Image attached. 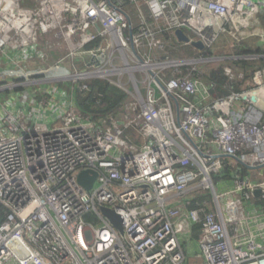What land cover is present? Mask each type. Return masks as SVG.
<instances>
[{"label": "built area", "instance_id": "obj_1", "mask_svg": "<svg viewBox=\"0 0 264 264\" xmlns=\"http://www.w3.org/2000/svg\"><path fill=\"white\" fill-rule=\"evenodd\" d=\"M132 1L153 21L110 0H0V264H264L245 206L264 197V62L247 81L232 64L264 61L246 42L264 0ZM182 46L195 52L168 53ZM219 65L241 90L212 95L202 75ZM94 79L126 94L119 114L80 110ZM203 192L212 205L191 208Z\"/></svg>", "mask_w": 264, "mask_h": 264}, {"label": "trees", "instance_id": "obj_2", "mask_svg": "<svg viewBox=\"0 0 264 264\" xmlns=\"http://www.w3.org/2000/svg\"><path fill=\"white\" fill-rule=\"evenodd\" d=\"M261 50L256 49H247L243 50L242 53L244 55L247 54H254V53H261ZM260 60H244L239 59L232 61V64L236 67L238 66L240 69L242 68L245 72L246 79H250L252 77V72L255 68L262 66L258 64ZM202 77L209 81L214 87L211 90V93L214 97L218 96H226L230 94V88L233 87L235 90H241L242 82L230 80L228 76L224 74L223 66L219 65L217 68L211 70L209 74H204ZM126 99V94L116 86L111 85L110 83L94 79L89 84V89L84 91L77 92V104L80 110L83 113L93 115L94 118H106L117 115L120 113L122 109V104ZM126 135L128 136L127 139L132 142H136L137 144L140 143V138H137L135 132L127 131ZM226 164H228L226 162ZM240 171L243 175L246 174V169L244 167L238 166ZM231 167L227 166L226 169L223 171V174L217 175L215 177L216 180H229L231 171ZM229 178V179H228ZM206 200L207 204L204 206L205 208L209 209V206L212 205L210 196L207 193H199L198 197H196L191 202V208L199 207L202 205V201ZM205 205V204H204ZM92 218V215L87 216V219ZM198 229L196 228L195 236H198Z\"/></svg>", "mask_w": 264, "mask_h": 264}, {"label": "crops", "instance_id": "obj_3", "mask_svg": "<svg viewBox=\"0 0 264 264\" xmlns=\"http://www.w3.org/2000/svg\"><path fill=\"white\" fill-rule=\"evenodd\" d=\"M110 1L113 4L120 5L122 7V9L129 15L130 20H131L133 25L142 23L143 21L147 22V20L153 21V19H154L153 13L147 4L135 3L132 0H110ZM256 19H257L256 20L257 22H256V25L254 26V29H256V30H254V32L256 33V36H254V37L250 36L249 38L246 39V42L254 44V45H258V44L264 45V7H263L262 11L258 13ZM149 24H150L151 28L157 26L156 22H153L152 24L149 23ZM258 34H261L262 36H260ZM172 41L174 44L179 43L177 38H173ZM188 48H192V47L191 46H182V47H178V48L173 47V48L168 50V53L177 55V54H181V52L185 51ZM229 53L230 54H238L239 51H237V49H233ZM0 58H1V60L2 59L7 60V62L9 60L8 57H6V56H0ZM9 62H12V61L9 60ZM263 62L264 61L262 60L258 64L263 65ZM11 65H13V64H11ZM246 81H247V79H246ZM21 90H23V89H20V93H21ZM20 97L16 98L11 103V106H13L15 108H22L24 104L22 103ZM3 105L4 104H2V102L0 101V110L2 109ZM10 109H12V107H10ZM245 206H246L247 214L250 216V218L248 219L250 221L249 224L251 225L250 230L253 231L254 234L264 233V229L260 230L259 227L256 225L257 222L253 221V215L257 216L258 224L262 223L261 221H264V197L257 195L256 198L254 199V201H248ZM257 241L264 244V237L258 236Z\"/></svg>", "mask_w": 264, "mask_h": 264}, {"label": "water", "instance_id": "obj_4", "mask_svg": "<svg viewBox=\"0 0 264 264\" xmlns=\"http://www.w3.org/2000/svg\"><path fill=\"white\" fill-rule=\"evenodd\" d=\"M176 35L180 41L188 42L190 38L184 33L183 30L179 29L176 31ZM194 46L202 49V42H192ZM98 173L95 170H84L78 175V182L88 191H90L95 181L97 180ZM261 190H257L255 192L256 195L260 194ZM101 211L103 215L107 218V220L119 231V233L124 235V228L122 226V219L119 214L116 213L115 210L108 207H101Z\"/></svg>", "mask_w": 264, "mask_h": 264}, {"label": "rangeland", "instance_id": "obj_5", "mask_svg": "<svg viewBox=\"0 0 264 264\" xmlns=\"http://www.w3.org/2000/svg\"><path fill=\"white\" fill-rule=\"evenodd\" d=\"M221 50V49H220ZM223 50H229V51H231L230 49H227V48H224ZM195 52V50L194 49H192V48H188V49H186L185 51H183V52H181V54H183V55H189L191 52ZM210 66H213V64L212 65H210ZM209 66V67H210ZM203 67V66H202ZM208 67V66H207Z\"/></svg>", "mask_w": 264, "mask_h": 264}]
</instances>
